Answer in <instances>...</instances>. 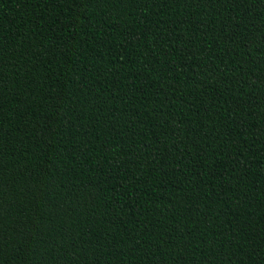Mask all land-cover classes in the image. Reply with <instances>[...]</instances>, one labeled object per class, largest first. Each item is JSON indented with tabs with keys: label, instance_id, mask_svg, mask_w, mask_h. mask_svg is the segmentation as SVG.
Listing matches in <instances>:
<instances>
[{
	"label": "trees",
	"instance_id": "16d2710c",
	"mask_svg": "<svg viewBox=\"0 0 264 264\" xmlns=\"http://www.w3.org/2000/svg\"><path fill=\"white\" fill-rule=\"evenodd\" d=\"M0 264H264V0H0Z\"/></svg>",
	"mask_w": 264,
	"mask_h": 264
}]
</instances>
